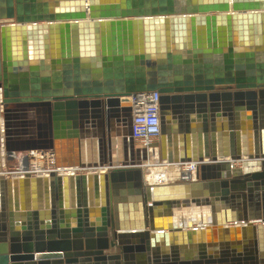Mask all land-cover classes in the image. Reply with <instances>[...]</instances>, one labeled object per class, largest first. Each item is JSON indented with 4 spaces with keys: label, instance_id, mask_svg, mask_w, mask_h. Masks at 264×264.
I'll list each match as a JSON object with an SVG mask.
<instances>
[{
    "label": "water",
    "instance_id": "1",
    "mask_svg": "<svg viewBox=\"0 0 264 264\" xmlns=\"http://www.w3.org/2000/svg\"><path fill=\"white\" fill-rule=\"evenodd\" d=\"M34 1L0 0V264H264V0ZM153 91L140 153L129 97ZM32 149L87 172L7 177ZM152 159L199 165L150 184Z\"/></svg>",
    "mask_w": 264,
    "mask_h": 264
},
{
    "label": "built area",
    "instance_id": "2",
    "mask_svg": "<svg viewBox=\"0 0 264 264\" xmlns=\"http://www.w3.org/2000/svg\"><path fill=\"white\" fill-rule=\"evenodd\" d=\"M129 101L132 109V142L134 148L140 153H152L157 147L160 139V117H159V93L141 92L130 95ZM7 154L3 155V172L7 177L16 176H48L51 173L59 175L86 173L87 169L79 167L58 166L55 160V154L51 149H32L25 151H14L10 159ZM154 159L150 160L153 161ZM149 161V160H148ZM160 164L166 162L159 161ZM180 167L188 168L184 175L186 181L195 178L198 162H187ZM144 168V167H143Z\"/></svg>",
    "mask_w": 264,
    "mask_h": 264
},
{
    "label": "crops",
    "instance_id": "3",
    "mask_svg": "<svg viewBox=\"0 0 264 264\" xmlns=\"http://www.w3.org/2000/svg\"><path fill=\"white\" fill-rule=\"evenodd\" d=\"M49 3V0H35L34 1V3H37V4H39V3ZM220 28H222V30H223V28H224V31H226V29H227V24L225 25V23H224V25H222V27H220ZM40 74H42V73H40ZM51 77V76H50ZM222 124V122H220V125ZM222 128V127H221ZM74 131V130H73ZM76 134V135H75ZM60 144H59V149H60V151L66 156V157H69V155L71 156V154L72 155H75V154H79V152H80V150H81V147H80V144H79V138H78V131H75V132H73V134H72V136L71 137H65L64 139H60V142H59ZM115 143V142H114ZM186 143L189 145L190 144V140H189V137H188V139H187V141H186ZM113 151H114V157H115V159H116V163H118V165H121V163L119 162V160H118V156H119V154H120V156L122 157V158H124V148H123V146L121 147V151L119 152L118 150H117V144L115 143V144H113ZM84 151H85V153H83V155L85 156V154H86V147L84 148ZM89 153H90V155H91V158H92V156L93 155H95V158H97L98 157V146L97 145H94V147H93V144H91L90 145V147H89ZM139 154V153H138ZM98 159V158H97ZM97 159H96V162H97ZM146 164V162L144 163V165ZM160 164V163H159ZM160 165H164V164H160ZM95 170H97V169H95ZM157 177H159L158 175V173H154ZM156 177V178H157Z\"/></svg>",
    "mask_w": 264,
    "mask_h": 264
},
{
    "label": "bare ground",
    "instance_id": "4",
    "mask_svg": "<svg viewBox=\"0 0 264 264\" xmlns=\"http://www.w3.org/2000/svg\"><path fill=\"white\" fill-rule=\"evenodd\" d=\"M3 155H2V158H3ZM10 156L11 154L8 156L7 159H10ZM145 162L146 164L145 165L143 164V167H144L143 169H144L145 176H146L145 180L147 183H150V184L177 181L182 177L181 176L182 170L183 171L189 170L188 168L185 169V166L180 167V165H173L167 162L164 165H160L159 160H156V159L153 161H145ZM154 173H158L159 177H157Z\"/></svg>",
    "mask_w": 264,
    "mask_h": 264
}]
</instances>
